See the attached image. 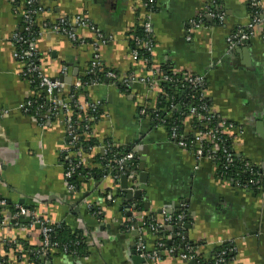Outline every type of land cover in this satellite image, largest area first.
<instances>
[{
  "label": "crops",
  "instance_id": "obj_1",
  "mask_svg": "<svg viewBox=\"0 0 264 264\" xmlns=\"http://www.w3.org/2000/svg\"><path fill=\"white\" fill-rule=\"evenodd\" d=\"M252 4L264 18V0H155L153 51L146 63L133 62L129 55V38L144 20V0H41L44 10L35 19L39 64L52 79L59 78L60 66L66 67L71 87L84 75L94 51L90 44L96 40L103 66L120 77L144 75L147 66L160 75L168 71L203 76L210 113L220 126L233 127L226 130V144L237 158L264 167L262 30L257 28L252 40L232 49L226 44L230 35L249 23ZM22 12L23 3L16 8L10 0H0V199L8 204L1 211L0 235L15 241L0 245V264H35L33 252L41 246V237L32 218L63 223L79 232L87 247L83 258L46 254L43 264H132L135 237L127 231L129 214L122 212V200L139 201L140 213L157 221H162L164 212L173 214L184 208L182 233L203 259L230 245V264H264V191L240 187L231 175L219 171L216 160H196L192 148L177 146L165 128L141 116V110L149 111L158 103V93L142 84L123 93L105 81L80 95L98 102L102 116L107 117L97 124L95 139L109 138L135 151L138 174H146L140 199L121 197L112 178L87 181L77 192L66 190L60 162L63 126L41 116L33 119L23 111L33 90L17 73L11 42L12 35L21 30ZM207 13L221 20L206 17L201 26L192 25ZM77 15L88 19L101 39L80 30L79 36L90 46L75 48L63 34L50 31L59 17ZM183 133H194L191 120L183 122ZM99 153L96 149L86 155L84 166L92 168ZM107 193L113 202L104 200ZM17 205L25 209L24 217L15 218L11 208ZM93 205L103 208L100 220L92 216ZM166 229L173 235L170 227ZM157 239L144 233L148 249ZM156 264L188 262L165 255Z\"/></svg>",
  "mask_w": 264,
  "mask_h": 264
},
{
  "label": "built area",
  "instance_id": "obj_2",
  "mask_svg": "<svg viewBox=\"0 0 264 264\" xmlns=\"http://www.w3.org/2000/svg\"><path fill=\"white\" fill-rule=\"evenodd\" d=\"M13 5V0H10ZM41 0H25L24 8L22 12V26L20 31L26 33V38L21 36L20 31L16 32L11 37L12 47H13V58L19 65V71L17 72L19 77L28 83L33 91H36V97H44V103L47 107L46 111L42 109H35V114H30L29 110L33 108V100H27L23 106V111L31 115L33 119L37 117H42L44 120H55L58 121L64 129V138L65 143L60 152V161L64 165V178L66 180V190L69 192H74L75 187L68 184V180L75 177L78 173V170L85 167V156L90 154L93 150L99 149V152L102 156H105L106 153L112 148L117 147L113 141L109 140L106 144L99 143L97 147L88 148L87 153L84 151L83 146L80 143V136L78 135V129L86 131L83 133L85 139L94 136V129L89 126L81 127V122H87L90 119L86 117H81L78 120H72L73 111L87 112L88 110L94 111L96 108L100 107L98 102L91 101L88 98L84 102L77 100V95L68 92L67 83L64 79L68 76L67 68L64 66L59 67V78L52 79L48 77L41 69L39 63V52L36 47V39H34V34L32 33V28L35 27V19L39 13L43 12V8L40 5ZM155 0H144V20L141 24L144 37H139L136 35L131 36L129 39L133 42L134 48L130 49V58L133 62L140 61L141 57L138 52V49L143 50L145 53L151 55L153 51V43L151 38V16L154 12ZM35 7V8H32ZM251 8L253 9L250 12V20L245 28L236 30L232 35L226 39V44L228 49L239 46L246 42H249L256 36V29L261 28L262 30V40L264 42V18L260 17L259 11H254L255 6L252 4ZM206 17L221 20V17L215 13L210 14H201L197 19L192 21L194 27H199L203 24V21ZM80 30H89L91 34H94V37L99 40L101 39V34L98 33L95 27H93L88 19L84 16L77 15L72 19L68 17H59L57 22L50 27V31L63 34L72 46L75 48L89 45L87 41L79 36ZM189 41L190 38L187 37ZM20 45H25L24 50H17L16 47ZM94 51L89 61L85 73H94L103 66L99 54L97 52V42L92 41L90 44ZM89 45V46H90ZM145 62H147L145 60ZM105 78L107 81H110L112 85H120L122 88L127 89L128 91L135 84H142L145 89L149 91H156L158 94L160 92L161 83H178L182 90L192 89L198 92V97L200 99L204 98V78L203 76H181L180 80L174 81L171 77L160 75L151 68L147 66V71L144 75L133 76L130 74L128 77H120L114 71H107L105 73ZM99 79H92L90 84L81 83L76 81L72 84L71 87L75 91L85 90V86H96L99 85ZM36 85V86H33ZM34 87V88H33ZM88 87V86H87ZM159 96V95H158ZM170 110H173V106L170 105ZM160 110L156 107L152 108L149 111L141 110L140 115L144 117H150L152 121L155 122V125L158 127H163L166 129L168 124L165 121V118L159 114ZM169 115V114H168ZM102 116L101 120H104ZM188 117L196 122H200V127L202 129L195 130L194 133L189 136L178 130L176 126H168L169 139L181 148H192L193 154L196 160H201L202 158H209L216 161L222 160L221 170L222 173H227L237 162L236 155L228 149L223 147L226 140L224 139L227 129L233 128L231 125H218L214 124V117L210 113V110L207 105L196 104V106L191 105L188 107ZM107 118V117H106ZM93 129V131H92ZM89 130V131H88ZM92 131V132H91ZM91 132V134H90ZM224 136V137H223ZM222 157V158H221ZM138 160V157L135 155V151L129 152L125 155H122L118 158L112 157L111 160L107 161L106 165L101 166L102 169H105V173L100 181L107 180L112 178L116 185V191L119 195L124 196V189L120 186L121 177H126V191L134 192L138 190L139 183V174L136 170H128L124 172L125 168H129L133 160ZM240 170L243 173H246L248 176L242 183H236L242 188H251L257 187L260 185L262 179H264V172L258 170L257 167L248 162L241 163ZM99 166V164H97ZM63 167V166H62ZM115 172V173H113ZM264 191V188H262ZM104 200L107 202H113L109 193L104 197ZM7 206V202L3 199H0V216L1 211ZM16 212L14 213L15 218L18 216L24 217L26 215L25 209L21 205L14 207ZM92 216L98 218L99 215H103V208L100 205H93L90 207ZM95 209V212L93 211ZM122 212H128L129 214V223L127 224V231L134 233L135 245L133 248L134 255L138 258L143 259L144 264H156L161 260L162 255H170L174 252L173 248H170L171 238L166 237V242L158 240L152 249H148L144 240V233L149 232L151 234H157L163 228H171L173 226H178L182 228L185 223V213L184 211L179 212L176 217L173 218L172 214L164 212L162 214V221H157L153 216L148 217L142 215L140 212L135 211L133 204H130L126 208L122 209ZM100 220V218H98ZM32 224H37L40 229L41 237V246L39 247L36 254L42 255L40 257L43 264V256L47 252L55 251L54 245L50 244L49 233L51 232V226L57 224H51L49 221L42 219H33ZM2 222L0 219V226ZM182 232V229H181ZM183 234V233H182ZM182 234L181 238H182ZM175 236H179L175 232ZM184 236V235H183ZM11 238V237H10ZM7 236L0 235V245H8L10 243L15 244V241L10 239ZM185 238V237H184ZM231 252L233 253L232 247L226 249V251H221L216 255V262L222 263L224 261L225 255ZM177 253V252H176ZM178 257L184 262L193 261L198 256L197 250L195 247L186 245L184 251H179Z\"/></svg>",
  "mask_w": 264,
  "mask_h": 264
},
{
  "label": "trees",
  "instance_id": "obj_3",
  "mask_svg": "<svg viewBox=\"0 0 264 264\" xmlns=\"http://www.w3.org/2000/svg\"><path fill=\"white\" fill-rule=\"evenodd\" d=\"M21 3H23V8H24V3L25 0H13V6L14 7H18ZM35 8V7H32ZM155 10V8H153ZM253 9L250 8V11H252ZM258 11V9H254V11ZM21 34V36H23L24 38H26V33H24V31H20L19 32ZM32 33L34 34V39H37L38 37V29L36 27L32 28ZM136 35L139 37H144L143 34V30L141 27H138L135 31L132 32L131 36ZM130 36V37H131ZM134 48L133 42L131 41V39H129V50ZM17 50H24L25 49V45H20L16 47ZM138 52L140 54V61L141 62H145V60L147 61L146 63H149L150 61V55L145 53L143 50L138 49ZM39 60H40V55H39ZM36 63H40L39 61ZM19 71V69H18ZM107 71H112L110 69L105 68L104 66H101L100 69H98L94 75H92L91 73H85L82 77H79L77 81H80L81 83H85V84H90L92 79H99L100 84L104 83L106 81L105 78V73ZM162 75L171 77L174 81H178L181 79V75H176L172 72H168V71H162ZM118 75V74H117ZM110 82V81H108ZM111 83V82H110ZM36 86V85H33ZM88 86V87H87ZM85 86V90L83 89L81 90H77L75 91L73 89V87L67 88L68 92L77 95V100L79 99L80 101L84 102L85 99H81L80 95L81 94H87L88 89H90L91 86L87 85ZM180 85L178 83H161L160 84V92L158 95V99H157V105L156 108L160 110L159 114L162 116V118H165L166 123L168 124V126H176L178 128L179 131L183 132V122L185 121V119L191 120V124H192V128L193 130H198V129H202V127H200V122H196L194 119L192 120L190 117H188V107L191 105H195L196 104H205L207 105V101L205 98L200 99L198 97V92L192 89H185L182 90L180 87ZM117 89H119L121 92H127V89L122 88L120 85H116L115 86ZM34 88V87H33ZM36 91H33V95L30 98V100H33V102L35 103L33 108H31L28 112L30 114H35V109L40 108L42 109V111H46L47 107L44 103V97H36ZM78 100V101H79ZM170 105L173 106V110H170L169 107ZM102 110L100 107L96 108L94 111H90L88 110L87 112H81V111H73L72 114V120H78L80 119L82 116L86 117L88 120L87 122H81L80 125L81 127L84 126H89L92 127L94 129V136L96 137L97 133V124L99 123V120L102 117ZM169 114V115H168ZM214 124H218L216 120H214L213 122ZM157 125V123H156ZM219 125V124H218ZM168 126H166V130L168 131ZM92 129V131H93ZM89 131V130H88ZM91 131V132H92ZM86 131L82 130V129H78L77 133L80 136V143L83 146L84 151L87 153V149L88 148H94L97 147L99 145V143H104L106 144L107 141H109V138H103L102 140H98L95 139V137H89L87 139H85V135L83 133H85ZM90 132V134H91ZM169 135V133H168ZM191 136V135H189ZM224 137V136H223ZM225 139V137H224ZM223 147L225 149H228L231 151V149L229 148V146L226 144H223ZM129 152H133L134 150L132 147H128V148H124V147H115L112 148L111 150H109L105 156H102L100 153L97 154L96 158L93 159V164L94 166L92 168L89 167H83L81 169L78 170V173L76 174L75 177L71 178L68 180V184L73 185L75 187V191L77 192L81 185L86 183L87 181H91L94 183H98L100 182V180L102 179L104 173H105V169H102L101 166L106 165L107 161L111 160L112 157L118 158L122 155H125ZM88 155V154H87ZM222 158V157H221ZM236 160L238 163H236L231 169H229V171L225 174L227 175H231L232 178L235 180L236 183L240 182L242 183L245 179L248 178V176L246 175V173H243L240 168H241V163H244V160H241L239 158L236 157ZM62 164V161H60ZM218 167H219V171L222 173L221 170V166H222V160H219L216 162ZM99 164V166L97 165ZM64 168V165H62ZM136 170L139 171V162L138 160H133L132 164L130 165L129 168H125L124 172L128 171V170ZM129 170V171H130ZM258 170H260L261 172H264V167L263 168H258ZM115 173V172H113ZM224 174V173H223ZM264 188V179L261 180L260 185L257 187H251L250 189H255V190H259V191H263ZM122 197V195H121ZM130 204H133L135 207V211L136 212H142L143 211V206L141 205V203L139 201H133V202H124V200H122L121 202V208L124 209L127 206H129ZM8 205V204H7ZM11 210L13 211V213L16 212L15 208H11ZM93 211L95 212V209H93ZM184 211V208H180L179 210H176L172 216L173 218L176 217V215L181 212ZM103 215H99L98 218H102ZM151 217V216H148ZM186 221V220H185ZM174 228L171 230L173 232V235L171 233H167V229L163 228L161 229L157 234H153L154 236H157V241L158 240H162L164 243L166 242V237L169 236L171 238V243H170V248L174 249V252L172 254H170V256H178V252L179 251H184L185 246H191V243H189L183 236L182 232H181V228H179L177 225L173 226ZM51 232L49 233V241L50 244L54 245V249L55 251H53V253H47V255H65L67 257H73V258H83L86 256L87 254V247L86 244L82 238V235L79 232L76 231H72L70 230L67 226H65L63 223L59 224V225H54L51 226ZM175 232L179 234V236H175ZM182 234V238L181 235ZM156 241V242H157ZM156 242L154 244H156ZM154 247V245H153ZM152 247V248H153ZM230 249V245H224L221 246L220 248L216 249L213 252V255H211L208 259H203L200 256H197L196 260H195V264H230L232 258H233V253L231 255V252H228L224 258V261L222 263H218L216 262V255H218L221 251H226V249ZM38 251V249H36L33 252V258L32 261L35 264H40L41 259L40 257L42 255L40 254H36ZM177 252V253H176ZM165 255H162L161 259L164 257Z\"/></svg>",
  "mask_w": 264,
  "mask_h": 264
},
{
  "label": "water",
  "instance_id": "obj_4",
  "mask_svg": "<svg viewBox=\"0 0 264 264\" xmlns=\"http://www.w3.org/2000/svg\"><path fill=\"white\" fill-rule=\"evenodd\" d=\"M64 80L68 84V83H70L71 78H66ZM140 171H142V170L140 169ZM145 182H146V174L144 172H140L139 173L140 186H139L138 190H136L134 192H130V191H126V187H127L126 177L125 176L121 177L120 186L124 189V194H125L126 200L131 201V200L140 199L141 193H142V191L144 189ZM185 228H186V226H185ZM130 260H131L132 264H144L143 259L138 258V257H136L134 255V251H132L130 253ZM188 264H194V262L193 261H189Z\"/></svg>",
  "mask_w": 264,
  "mask_h": 264
}]
</instances>
